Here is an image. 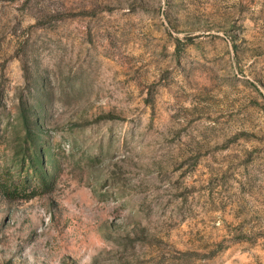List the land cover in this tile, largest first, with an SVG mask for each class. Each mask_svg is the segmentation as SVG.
<instances>
[{"label": "rangeland", "instance_id": "rangeland-1", "mask_svg": "<svg viewBox=\"0 0 264 264\" xmlns=\"http://www.w3.org/2000/svg\"><path fill=\"white\" fill-rule=\"evenodd\" d=\"M0 264H264V0H0Z\"/></svg>", "mask_w": 264, "mask_h": 264}, {"label": "trees", "instance_id": "trees-1", "mask_svg": "<svg viewBox=\"0 0 264 264\" xmlns=\"http://www.w3.org/2000/svg\"><path fill=\"white\" fill-rule=\"evenodd\" d=\"M30 164V163H29ZM32 164V163H31ZM41 165V164H40ZM31 166V165H30ZM44 172H45V170H44Z\"/></svg>", "mask_w": 264, "mask_h": 264}]
</instances>
